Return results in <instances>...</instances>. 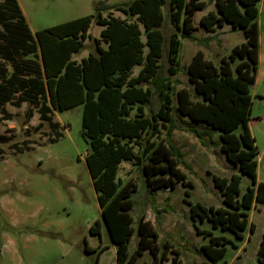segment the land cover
Listing matches in <instances>:
<instances>
[{
	"label": "trees",
	"instance_id": "16d2710c",
	"mask_svg": "<svg viewBox=\"0 0 264 264\" xmlns=\"http://www.w3.org/2000/svg\"><path fill=\"white\" fill-rule=\"evenodd\" d=\"M6 1L9 6L7 13L16 19L6 26L9 29L5 41L7 49L16 51L25 48L28 43L34 46V49L28 48L25 54L36 57L38 64L32 72L34 75L21 81L20 87L26 94L40 96L47 102V105L41 104V119L47 118L50 109L63 112L82 106L81 136L88 144L85 165L102 221L116 246L115 264H135L146 250L152 257L149 264H161L164 253L159 256L157 232L143 218L137 225V247L131 254L127 251L134 232L129 214L133 205L130 195L136 190V185L131 181L121 184L117 175L122 161L140 165L142 157H146L141 170L150 190L174 189L177 183L191 187L177 168L182 158L177 147L171 142L168 145L154 143L150 138L161 127L165 129L166 137L175 129L169 77L179 69L180 38L196 40L192 19L196 11L207 7V3L203 0L100 3L95 6V16H83L38 30L32 36L15 0ZM212 1L215 11L201 17L200 26L212 31L223 23L229 24L233 29L242 31L244 42L234 46L217 66L197 51L185 66L193 91L182 88L176 92V110L191 121L203 123L212 131L219 132L220 150L239 174L234 173L228 179L213 176L224 207L206 208L198 203H186L193 224L197 220L208 221L212 229L228 231L240 240L247 228L250 232L254 231V224L248 221V211L254 201L264 202V182H257L256 179L257 150L248 127L249 89L254 84L258 69L257 4L264 3V0ZM166 2L169 23L179 33V36L173 33L167 39L160 29L163 22L161 7ZM111 10L121 13L124 18L111 14L102 16V12ZM92 21L102 27L100 39L88 34ZM86 40L93 42V53H88L80 62L72 60V55L82 52ZM203 44H206L205 41ZM163 54L168 65V77H162L161 73ZM6 60L11 61V57ZM31 63L25 62L24 68L31 69ZM135 67L140 69L132 76ZM6 84L13 85L12 82ZM153 93H156L160 105L157 110L150 109L149 115H146L144 107L151 104ZM0 97L1 109V105L10 100V93H6L2 86ZM146 134L148 137L139 155L134 149L137 146L140 148V141ZM195 134L199 138L203 135L199 132ZM5 140L4 136H0V141ZM241 176L248 177L251 184L243 193L239 189ZM184 194L188 196L187 191ZM99 230L98 221L89 228L93 235H98ZM195 231L208 239L201 246L207 259L202 264H226L223 258L226 245L231 242L213 236L209 231H201L196 226ZM102 250L100 248L99 253ZM97 262L98 258L95 264ZM172 264H178L175 258ZM257 264H264V231L257 248Z\"/></svg>",
	"mask_w": 264,
	"mask_h": 264
},
{
	"label": "rangeland",
	"instance_id": "374dc122",
	"mask_svg": "<svg viewBox=\"0 0 264 264\" xmlns=\"http://www.w3.org/2000/svg\"><path fill=\"white\" fill-rule=\"evenodd\" d=\"M129 1L15 0L32 36L38 30L83 16H95L97 4L113 5ZM203 1L207 3L206 10L215 9L212 0ZM8 8L7 1L0 0V88L2 86L6 93H10V100L0 109V136L6 138L4 142L0 141V264H95L97 258V264H115L116 246L111 242L102 221L85 165L88 144L81 136L82 106L63 112L50 109L47 118L41 119V104L47 105V102L40 96L26 94L20 87L21 81L34 75L32 72H35L38 64L36 57L25 54L28 48L34 49V46L28 43L25 48H20L22 52L20 49H7L5 41L9 29L6 26L16 21L12 14L7 13ZM257 8L260 64L257 79L249 89L251 105L248 121L257 150V181L264 182V3L258 2ZM206 10L193 16L192 24L198 27L197 31H193L196 40L180 38L179 69L169 77L175 129L166 137L165 129L161 127L150 138L154 143L168 145L171 142L177 147L182 153L177 168L191 187L177 183L174 189L152 191L146 186L141 170L146 157H142L140 165L122 161L117 175L120 183L131 181L136 185V190L130 195L133 205L129 214L134 232L127 244V251L131 254L137 247V225L143 218L157 232L159 256L164 253L161 264H172L173 258L178 264L207 262L201 246L208 239L198 235L195 226L201 231H209L213 236L226 238L235 246L226 245L223 258L226 264H257V248L264 231V202L254 201L248 211V221L254 224V231L250 232L247 228L240 240L228 231L212 229L208 221L197 220L193 224L189 218L186 201L206 208L224 207L222 196L214 186L213 176L228 179L234 173L239 174L220 150L219 132L212 131L203 123L191 121L176 110V92L182 88L193 91L185 74V66L191 55L200 48L216 65L218 56L214 53H222L219 39L216 36L205 37V30L200 26V17L206 14ZM161 12L163 22L160 29L163 36L166 39L173 33L179 36L169 23L167 2L161 7ZM109 14L124 18L114 10L102 12L103 17ZM224 27L223 30L227 31L219 37L226 49L224 52L228 53L243 40V35L240 29H232L229 24ZM101 30L102 27L92 21L88 34L100 39ZM141 38L144 40L143 36ZM93 46L92 41L86 40L80 55L93 53ZM9 56L11 61L6 60ZM162 56V77H168L165 54ZM25 62H33L31 69L24 68ZM139 69H133L132 76ZM32 98L35 100L32 101ZM159 105L160 101L153 93L151 104L144 107L145 114L149 115L150 109L157 110ZM195 132L203 134L202 137H197ZM147 137V134L143 136L140 148L137 146L134 149L139 155ZM249 186V178L241 176L240 193ZM185 191L188 196H185ZM96 221L100 224V230L98 235H93L89 228ZM100 248L103 250L99 253ZM151 261L152 257L146 250L135 264H149Z\"/></svg>",
	"mask_w": 264,
	"mask_h": 264
},
{
	"label": "crops",
	"instance_id": "0c3cea01",
	"mask_svg": "<svg viewBox=\"0 0 264 264\" xmlns=\"http://www.w3.org/2000/svg\"><path fill=\"white\" fill-rule=\"evenodd\" d=\"M214 5V4H213ZM215 7V6H214ZM206 9H208V7H206L204 10H202V11H205ZM207 12H206V14L208 13V12H214L215 11V9H210V10H206ZM196 12H199V11H196ZM195 12V13H196ZM194 13V14H195ZM205 14V15H206ZM204 15H201V17H203ZM200 17V18H201ZM226 23H223L221 26H218V27H214L213 29H212V31H204L205 32V37H214V36H216V38L217 39H219V41H220V45L222 46V53L219 55L218 53H214V55L217 57L218 56V59L216 60L217 61V64H216V66L218 65V63H219V61H220V59L222 58V57H226L227 55H228V53H226V52H224L226 49H225V47L222 45V43H221V40H220V37H219V35H221V34H225V32L227 31H225V30H223V29H225V27H224V25H225ZM194 26V25H193ZM194 28H195V30L197 31L198 30V27L197 26H194ZM232 28V27H231ZM233 29V28H232ZM243 35V34H242ZM244 42V38H243V40L242 41H240V43L239 44H241V43H243ZM239 44H236V45H239ZM236 45H234V46H236ZM233 46V47H234ZM232 47V48H233ZM231 48V49H232ZM230 49V50H231ZM197 51H201L202 53H203V55H204V58L205 59H207V60H210V58H208L207 57V55H206V53L202 50V49H197ZM196 51V52H197ZM196 52H194L192 55H191V57L196 53ZM88 55V54H87ZM87 55H80V54H77V55H72V60H74V61H77V62H80V60L81 59H83V58H86L87 57ZM191 57L189 58V60H188V62H187V64L189 63V61H190V59H191ZM211 61V60H210ZM187 64H186V66H187ZM214 64V63H213ZM259 64H260V58H259V56H258V69H257V73H256V76H255V80H254V82L256 81V79H257V75H258V73H259ZM135 68H137V67H135ZM134 68V69H135ZM248 127H249V121H248ZM249 130H250V127H249ZM256 179H257V177H256ZM258 182V181H257Z\"/></svg>",
	"mask_w": 264,
	"mask_h": 264
}]
</instances>
